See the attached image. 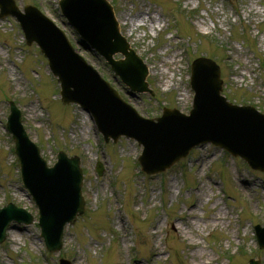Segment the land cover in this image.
<instances>
[{"label":"rangeland","instance_id":"rangeland-1","mask_svg":"<svg viewBox=\"0 0 264 264\" xmlns=\"http://www.w3.org/2000/svg\"><path fill=\"white\" fill-rule=\"evenodd\" d=\"M110 1L121 32L149 67L153 95L131 90L84 44L59 0H16L21 9L32 4L51 17L145 117L160 116L164 107L189 113L191 63L199 56L219 64L227 99L264 112V0ZM23 36L16 18H0V207L14 202L36 219L12 222L0 264H60V258L72 264H248L254 258L264 264L254 232L256 224L264 226V172L207 143L171 169L144 175L137 161L143 146L126 137L106 144L89 113L62 103L48 60ZM8 100L21 109L50 165L60 149L82 158L86 213L67 225L56 253L47 251L38 207L21 179L6 130Z\"/></svg>","mask_w":264,"mask_h":264},{"label":"water","instance_id":"water-1","mask_svg":"<svg viewBox=\"0 0 264 264\" xmlns=\"http://www.w3.org/2000/svg\"><path fill=\"white\" fill-rule=\"evenodd\" d=\"M60 5L69 23L89 44L112 64L116 73L137 91L148 89L147 67L130 48L120 32L119 22L108 0H61ZM16 16L23 27L27 42H38L49 59V65L61 83L64 103L77 102L91 113L107 141L122 134L144 144L140 162L147 173L165 170L188 155L201 142L210 141L241 155L255 169L264 170V116L251 107H240L221 96L219 66L211 59L200 57L192 66L191 84L196 90L191 115L166 109L159 128L153 120L137 114L98 72L75 51L65 33L35 6L20 12L15 0H0V17ZM121 52L124 59L115 60ZM220 78V79H219ZM11 113L7 127L13 133L16 153L21 162L22 178L36 200L40 212L42 236L50 251L62 246L63 229L74 223L85 211L82 195L83 170L80 158L68 157L61 151L52 167L41 156L39 147L30 140L22 125V113L10 101ZM158 126V128H156ZM164 131V132H163ZM100 174L103 167L97 168ZM31 224L34 216L24 208L9 203L0 209V242L6 238L10 222ZM264 246V229L257 226ZM62 264H70L66 260ZM250 264H259L252 260Z\"/></svg>","mask_w":264,"mask_h":264},{"label":"bare ground","instance_id":"bare-ground-1","mask_svg":"<svg viewBox=\"0 0 264 264\" xmlns=\"http://www.w3.org/2000/svg\"><path fill=\"white\" fill-rule=\"evenodd\" d=\"M86 115H87V117H89V116H88L89 114H87V113H86ZM190 214H191V215H193V213H192V212H190ZM13 236H15V235H13Z\"/></svg>","mask_w":264,"mask_h":264}]
</instances>
